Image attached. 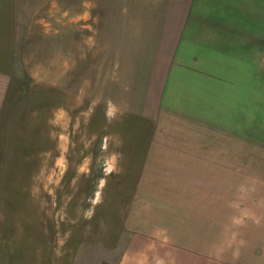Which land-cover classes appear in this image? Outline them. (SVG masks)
<instances>
[{
	"label": "rangeland",
	"instance_id": "1",
	"mask_svg": "<svg viewBox=\"0 0 264 264\" xmlns=\"http://www.w3.org/2000/svg\"><path fill=\"white\" fill-rule=\"evenodd\" d=\"M143 1L144 8L139 0H15L14 18L0 19L15 33L13 50L0 47V62L1 54L10 59L2 57L0 67V264H264L261 229L260 238L243 220L251 213L235 212L234 204L212 208L216 221L228 224L206 225L203 188L192 179L203 163H159V192L149 179V194L142 193L135 179L132 193L114 194L110 178L129 166L122 147L130 124L155 123L138 99L139 51L131 50L141 42L135 27L154 20L124 16L128 7L155 11ZM243 7L260 16L253 37L264 48V0ZM159 21L170 33L159 42L171 41L173 21ZM258 58L252 71L259 81L243 88L241 130L264 155V50ZM162 101L164 139L193 135V150L184 153L193 160L204 153L201 142L212 145L206 156L219 151L214 139L229 133L226 117L201 116L206 108L199 107L192 118L180 112L182 101ZM161 155L171 161L176 154L168 147Z\"/></svg>",
	"mask_w": 264,
	"mask_h": 264
},
{
	"label": "crops",
	"instance_id": "2",
	"mask_svg": "<svg viewBox=\"0 0 264 264\" xmlns=\"http://www.w3.org/2000/svg\"><path fill=\"white\" fill-rule=\"evenodd\" d=\"M142 2L143 4L140 5ZM259 2L260 0H170L165 3L151 0L149 3L146 2V5L154 3L156 8L155 11L150 12V15L149 12L145 14L137 7L134 12L129 7L127 11L125 9L124 16H128L127 19L134 14L142 21L154 20L150 28L145 21L135 27L141 42L133 43L131 50L139 51L140 73L138 74L141 87L138 99L141 104L145 101L147 107L150 106L149 115L154 117L155 123L149 121L150 124L145 122L130 124L132 135L122 147L125 161L128 162L126 164L129 166L122 168L120 173L109 181L114 180L112 189L115 195L127 196L132 193L135 179H140L142 181L139 189L142 193L149 194L144 189L146 186L143 181L150 182L151 179L156 182V189L159 192V163H173L175 159L177 163H203L202 170L194 173L192 179L198 181L203 188L205 204L202 206V212L205 223L220 222V228L227 225L228 220L220 221L217 217L219 221H216L211 210L221 208V211H226V207L234 204L235 212L251 213L250 216L244 214L243 220L251 224L247 227H253V231L255 229L258 231L256 236L260 237L261 234L263 237L261 242L264 243V155L260 154L259 144L256 145L248 138L244 140L241 130L242 116L245 114L244 101L247 99L243 88L259 81V77L254 75L252 70L254 67L258 69V54L264 50L253 37L260 31L256 28L260 16L254 14L253 10H245L243 5L259 4ZM14 3L15 0H0L1 7L6 5L8 9L7 12L0 9V19L14 18ZM140 7L144 8L143 0H139ZM161 19L173 21L171 41L168 38L163 43L159 42L160 37H169L170 34L169 28L161 27L162 22L159 21ZM244 21H248L249 26L246 27L248 31L244 28ZM8 25L13 27L12 22L5 23L6 27H3V23L0 25L2 26L0 37H6L4 41L0 39V47L6 46L13 50L15 33L9 31L12 28L8 29ZM148 52H152V55H148ZM8 56L1 54L0 67L10 62ZM2 57L6 58V62ZM244 65L250 69L246 74ZM148 76H150L149 80ZM3 77L1 71V96L5 94ZM6 91L8 92V89ZM166 98L183 102V106L180 107L182 115L192 118L200 116L196 113L197 109L201 107L199 111L204 107L206 111L201 116L206 117L218 111V115L226 117L223 128L229 133L226 135L221 133L214 139L220 141L219 151L214 153V156L204 154L208 152V147L212 146L208 141L198 144V148L202 147L204 151L199 159L193 160L192 155L184 154L185 151L190 153L193 150V143H190L193 135L184 138L187 139L184 142L172 136L171 139L163 138L164 130H159V114L165 108H159V103L162 100L163 103ZM0 102H2L0 109H3L4 98ZM227 116L234 118L229 121ZM163 123L162 119L161 126ZM168 147L172 149L173 154H176L171 161L161 155V149ZM179 152H183L182 161ZM261 164L263 166L258 170L257 165ZM150 185L148 183V187ZM242 195H248L245 199L246 201L250 199L249 203L243 201ZM221 215L228 216L224 213ZM207 224L210 226V223Z\"/></svg>",
	"mask_w": 264,
	"mask_h": 264
},
{
	"label": "clouds",
	"instance_id": "3",
	"mask_svg": "<svg viewBox=\"0 0 264 264\" xmlns=\"http://www.w3.org/2000/svg\"><path fill=\"white\" fill-rule=\"evenodd\" d=\"M237 223H240V221H236ZM138 264H144L143 261H139ZM160 264H162V262H160Z\"/></svg>",
	"mask_w": 264,
	"mask_h": 264
}]
</instances>
